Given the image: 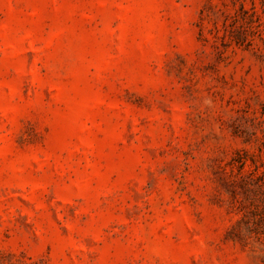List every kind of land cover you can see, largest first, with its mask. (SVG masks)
<instances>
[{"label": "rangeland", "instance_id": "rangeland-1", "mask_svg": "<svg viewBox=\"0 0 264 264\" xmlns=\"http://www.w3.org/2000/svg\"><path fill=\"white\" fill-rule=\"evenodd\" d=\"M0 264H264V0H0Z\"/></svg>", "mask_w": 264, "mask_h": 264}]
</instances>
